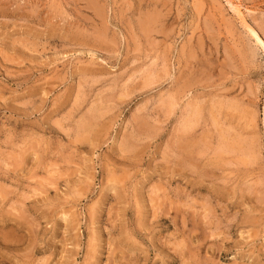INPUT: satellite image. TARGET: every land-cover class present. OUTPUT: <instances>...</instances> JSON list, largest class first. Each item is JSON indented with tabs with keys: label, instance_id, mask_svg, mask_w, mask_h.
Returning <instances> with one entry per match:
<instances>
[{
	"label": "rangeland",
	"instance_id": "374dc122",
	"mask_svg": "<svg viewBox=\"0 0 264 264\" xmlns=\"http://www.w3.org/2000/svg\"><path fill=\"white\" fill-rule=\"evenodd\" d=\"M0 264H264V0H0Z\"/></svg>",
	"mask_w": 264,
	"mask_h": 264
},
{
	"label": "bare ground",
	"instance_id": "6f19581e",
	"mask_svg": "<svg viewBox=\"0 0 264 264\" xmlns=\"http://www.w3.org/2000/svg\"><path fill=\"white\" fill-rule=\"evenodd\" d=\"M100 14V13H99ZM254 37L257 39V41H259V42H261V40L259 39V37H258V35L257 34H254ZM254 38V39H255ZM256 42V41H255ZM196 110H198V109H196ZM193 115H195V114H193ZM197 115V114H196ZM246 140V139H245ZM244 141V140H243ZM242 141V142H243ZM221 144V143H220ZM243 144V143H242ZM249 144V143H248ZM221 153H223L222 151H221Z\"/></svg>",
	"mask_w": 264,
	"mask_h": 264
}]
</instances>
